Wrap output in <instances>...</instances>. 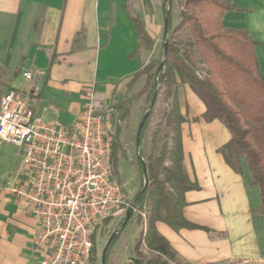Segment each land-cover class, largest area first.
Masks as SVG:
<instances>
[{
	"label": "crops",
	"instance_id": "1",
	"mask_svg": "<svg viewBox=\"0 0 264 264\" xmlns=\"http://www.w3.org/2000/svg\"><path fill=\"white\" fill-rule=\"evenodd\" d=\"M218 1L236 8L226 13L223 26L245 32L253 40L264 78V0ZM125 14L124 0H0V97L8 90L21 92L20 77L27 81L25 75L31 74V88L21 93L29 95L35 115L54 117L67 126L84 105L86 87L95 84L102 112L113 119L112 106L141 91L144 78L131 90L128 84L150 58V51L143 53L140 62L131 56L137 40ZM157 17L143 19L155 49L161 16ZM5 84L10 86L6 92ZM141 100L131 107L128 131L142 121ZM177 102L185 120L183 168L188 180L198 186L185 194L183 216L207 231H174L162 223L156 224L157 231L169 242L179 264H264V213L247 160H239L238 172L226 163L219 150L229 142V132L207 114L187 85L178 87ZM5 144L0 142V150ZM141 144L144 148L143 140ZM4 172L0 178H5ZM5 197L14 203L8 210ZM33 232L32 218L5 189L1 191L0 264H38Z\"/></svg>",
	"mask_w": 264,
	"mask_h": 264
},
{
	"label": "trees",
	"instance_id": "2",
	"mask_svg": "<svg viewBox=\"0 0 264 264\" xmlns=\"http://www.w3.org/2000/svg\"><path fill=\"white\" fill-rule=\"evenodd\" d=\"M140 2L147 12L154 13L159 0ZM172 3L173 0H162V14L164 22L167 21L166 35L163 29L166 54L163 45L159 60L152 59L141 65L128 84L131 90L144 78L141 91L111 108L115 131L110 167L116 178L120 126L129 120L131 107L147 91L146 98L150 106L153 104L139 137V146L147 137L153 148L147 155L139 150L144 161L143 164L138 159L142 185L133 199L138 212L146 214V221L129 264H179L169 242L157 231V223L174 231L205 230L187 222L183 216L185 194L197 190L198 186L188 180L183 168L181 126L185 120L177 102L180 86L187 85L204 103L207 114L218 119L229 132V142L219 151L236 172L239 171V160H247L252 183L260 189L264 213V78L254 55L255 43L245 32L224 28V16L236 10L233 5L218 0H183L179 22L171 27ZM138 7L139 0H124L125 15L137 40L133 58L151 51L155 42L137 13ZM185 30L189 33L185 42L173 41ZM143 165L146 169L145 189ZM95 234L91 238V264H96ZM119 235L107 248L105 264ZM143 249L147 256L141 253Z\"/></svg>",
	"mask_w": 264,
	"mask_h": 264
},
{
	"label": "built area",
	"instance_id": "3",
	"mask_svg": "<svg viewBox=\"0 0 264 264\" xmlns=\"http://www.w3.org/2000/svg\"><path fill=\"white\" fill-rule=\"evenodd\" d=\"M83 99L65 126L35 115L29 95L10 90L0 97V142L20 149L22 159L6 193L33 220L38 264H91L92 236L123 207L146 221L113 178L114 121L102 112L95 84Z\"/></svg>",
	"mask_w": 264,
	"mask_h": 264
},
{
	"label": "rangeland",
	"instance_id": "4",
	"mask_svg": "<svg viewBox=\"0 0 264 264\" xmlns=\"http://www.w3.org/2000/svg\"><path fill=\"white\" fill-rule=\"evenodd\" d=\"M183 0H173V3L170 7L171 13V27H175L179 22V13L180 9L182 8ZM156 13H150L147 12L144 7L142 6L140 0H139V7L137 8V13L140 17H143V19L148 20L152 17H159L160 21L158 22L160 32H159V38H158V45L155 48H153L150 53H147V56H150V58L147 60L146 64L152 60L156 59L159 60V54L161 51V48L165 44L164 38H163V29H164V17L162 14V0H159L156 8ZM157 17V18H158ZM156 18V19H157ZM157 24V23H156ZM189 37V33L187 30L181 32L178 34L173 41L176 43H182L186 41V39ZM152 52V53H151ZM144 54H138L135 56V60L137 62H140L143 60ZM33 72V69H26ZM6 74V70H5ZM21 76V74H20ZM200 76L202 77L203 74L200 73ZM6 77V76H5ZM21 92H26L28 89L31 88V82L25 81L20 77V80L18 82ZM9 85H6L2 87L3 91H7L9 88ZM13 86L12 88H14ZM9 91V90H8ZM149 91H147L148 93ZM147 93L143 95L142 97V106L139 109L140 110V116L141 119L143 117V114L147 113L150 109V103L148 101ZM140 120V119H139ZM128 121H124L121 124V132L119 136L118 144V154L116 158V169H117V176L116 180L119 184L122 186V192L125 197L126 202L131 205L133 204V199L136 196V194L139 192L141 185H142V179L140 174V167L138 163V159L142 158L140 152L136 149V131L138 128V125L130 126L129 131L126 130V124ZM115 131V128H114ZM144 148H142V144H140L139 149L144 151L143 154H148L152 150V144L150 142V139L145 137L143 139ZM21 158V151L17 147L5 144L0 150V176L4 172L2 170V163L5 161L4 168H5V178H0V192L5 189V192L11 187V185L15 182L16 176L18 175L19 171V164ZM5 208H11L13 206V201L5 197ZM128 211V207H123L117 214H115L113 217L110 218V221L101 228H98L95 234V250H96V264H101V256L102 253L105 250L106 244L110 238V236L115 233L119 232L122 226V220L125 218L126 212ZM143 218L139 214H134L131 217L130 221L127 223V225L123 228V230L119 233V237L115 240V242L112 244L111 249L109 251L108 255V261L107 264H128V260L134 257L133 248L136 243V240H138L140 233L143 230ZM147 251L144 249L141 250V253L144 256H147Z\"/></svg>",
	"mask_w": 264,
	"mask_h": 264
},
{
	"label": "water",
	"instance_id": "5",
	"mask_svg": "<svg viewBox=\"0 0 264 264\" xmlns=\"http://www.w3.org/2000/svg\"><path fill=\"white\" fill-rule=\"evenodd\" d=\"M164 34L165 35L167 34V21L166 20L164 22ZM164 54H166V43L164 44ZM152 107H153V104H151L150 109L148 111H146L147 113H145V115H143L142 121H141V123H140V125H139V127L137 129V133H136V147H137V150L139 149L140 131H141L143 125H144V122L146 121V118H147L148 114L150 113L149 111L152 110ZM141 162L144 164V161H143L142 158H141ZM143 178H144V189H145L146 188V185H147V182H146V169H145V166L144 165H143ZM132 216H133L132 210H128L126 212L124 221L122 222V226H121L120 231L119 232H115V233H113L110 236V238H109V240H108V242L106 244L105 250H104V252L102 253V256H101V264H105V256L107 254L106 251H107L108 246L110 245V242L112 241V239L118 233H120L123 230V228L127 225V222L131 219Z\"/></svg>",
	"mask_w": 264,
	"mask_h": 264
}]
</instances>
